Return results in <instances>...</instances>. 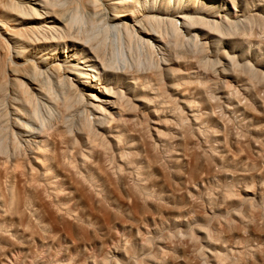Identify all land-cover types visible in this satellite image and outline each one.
Listing matches in <instances>:
<instances>
[{
    "label": "rangeland",
    "instance_id": "1",
    "mask_svg": "<svg viewBox=\"0 0 264 264\" xmlns=\"http://www.w3.org/2000/svg\"><path fill=\"white\" fill-rule=\"evenodd\" d=\"M208 10L234 23L151 56L99 32L122 96L109 124L38 94L46 124L0 189V264H264V0Z\"/></svg>",
    "mask_w": 264,
    "mask_h": 264
},
{
    "label": "bare ground",
    "instance_id": "2",
    "mask_svg": "<svg viewBox=\"0 0 264 264\" xmlns=\"http://www.w3.org/2000/svg\"><path fill=\"white\" fill-rule=\"evenodd\" d=\"M230 1L0 0V189L7 179L16 178L18 173L21 175V170L25 168L23 139L30 134H40L44 129L47 118L43 115L38 94L46 101H43L44 106L50 116L60 112V107L58 110L52 101L64 98L65 108L69 110L67 113L79 111L83 106L100 125L110 123L113 113L107 109H115L122 96L109 87L112 81L111 65L99 55L94 44L101 35L99 32L108 34L113 31L119 37L124 34L130 39L131 46L137 42L138 48L145 49L151 56L157 44L177 43L185 35L196 37V31H203L206 25L221 32L225 24L234 23L222 16L218 20L220 17L212 16V10H208L212 7L224 9ZM67 4L77 6L71 16L63 10ZM197 4L202 7L197 8ZM202 12L208 16L202 15ZM7 56L17 67L12 66L9 73L7 68L11 66L7 64ZM146 63L152 62L147 59ZM22 72L36 80L46 79L49 88L39 87L21 75ZM25 78L29 82H25ZM105 78L111 79L110 85L106 84ZM52 84L56 88V95L50 102L48 97ZM14 186L18 187L17 183ZM38 193H34L35 196Z\"/></svg>",
    "mask_w": 264,
    "mask_h": 264
}]
</instances>
